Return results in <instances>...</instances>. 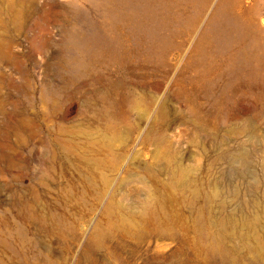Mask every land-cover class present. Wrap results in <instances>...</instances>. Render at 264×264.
<instances>
[{
    "label": "rangeland",
    "instance_id": "obj_1",
    "mask_svg": "<svg viewBox=\"0 0 264 264\" xmlns=\"http://www.w3.org/2000/svg\"><path fill=\"white\" fill-rule=\"evenodd\" d=\"M0 264H264V0H0Z\"/></svg>",
    "mask_w": 264,
    "mask_h": 264
}]
</instances>
